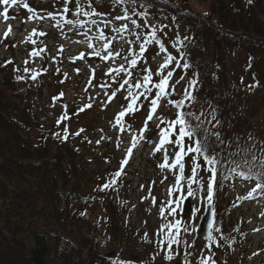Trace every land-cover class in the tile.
<instances>
[{
    "label": "trees",
    "instance_id": "16d2710c",
    "mask_svg": "<svg viewBox=\"0 0 264 264\" xmlns=\"http://www.w3.org/2000/svg\"><path fill=\"white\" fill-rule=\"evenodd\" d=\"M103 1L135 10L136 16L167 19V25L156 34L168 54L190 65L185 70L173 64L172 79L183 76L187 83L167 99H182L188 82L196 80L195 87L189 89L195 100H186L181 110L203 113L201 119L211 121L205 126L219 133L222 141L213 135L210 151L214 150L222 161L217 165L213 203L217 213L215 230L219 229L216 233L226 238L230 232L229 188L237 182L257 184L256 175L264 172V146L256 145H264V0ZM178 40L182 43H176ZM229 53L244 57L245 78L236 80L232 76L226 61ZM8 61L0 59V65H6L0 66V264H111L104 249L131 240L118 219L121 185L119 190L112 185L101 191L107 182L100 179L87 194L84 192L89 179L73 140L46 131L34 137L41 125L28 103L30 73ZM114 61L112 65L117 66L119 57ZM152 73L154 78L156 72ZM144 74L133 72L131 80L135 83ZM167 99L161 102L172 115L165 120H172L178 109L167 104ZM142 100L144 107L149 105L143 97L137 104ZM201 102L203 109L198 110ZM259 115L262 118L255 123ZM240 148L251 151L242 152ZM245 159L250 163L242 164L238 171L249 173L251 169V180L229 172L235 164L224 163H242ZM199 163L206 166L202 158ZM122 179L123 175L119 181ZM98 206L107 217L101 234L92 221L93 209Z\"/></svg>",
    "mask_w": 264,
    "mask_h": 264
},
{
    "label": "rangeland",
    "instance_id": "374dc122",
    "mask_svg": "<svg viewBox=\"0 0 264 264\" xmlns=\"http://www.w3.org/2000/svg\"><path fill=\"white\" fill-rule=\"evenodd\" d=\"M80 2L85 10H89L88 5L91 4L93 9L103 15L77 17L73 15L75 0H72V3L68 5L70 12L66 18L74 21L79 19L85 23V27H74L63 21L60 27H56V21L48 18V14L62 12L64 0H17L15 5L9 6L10 19L7 22L0 16V57L11 60L17 68L30 70L31 92L28 103L41 125V128L35 131L34 137H39L43 131H46L52 134L59 133V136H67L73 140L89 179L84 192L87 194L94 184L100 182V179H105L106 182L115 179L116 183L113 186H117V190L121 185L122 197L119 199L118 219L121 228L128 232L131 240L124 241L119 246L108 245L104 249V253L112 260L111 264H116V262L119 264H185L186 261L188 264H199V261L209 254L216 264H264V203L259 200L252 201L254 193L253 197L246 198L253 190L252 185L237 182L229 188L227 193L229 218L227 221L230 232L224 238L223 234H217L215 230L213 241L206 243L199 231L201 216L209 204L207 181L210 173L204 170L206 166L201 168L196 178L197 180L203 178L204 187L201 188L200 184L194 183L192 187L195 195L188 197L187 180L191 177L193 161L192 154L185 156V179L182 181L181 191L174 192L170 197L168 189L175 184V175L178 174V170H161L158 167V164L163 162V149L153 155L159 141L160 129L157 125L160 124V120L157 117L165 119L172 115L166 110V103H160L153 120L148 121L146 131H144V125L149 105L146 107L142 105L140 111L134 114H126L122 124L117 123L116 117L129 102L125 100L127 93L124 94L127 86L117 91L111 101H109V96L118 88L122 79L127 77H124L123 73L120 76L113 73L112 77H109L106 73L111 68L127 64L123 59L128 55V49L131 47L127 41H136V37L126 32L121 38L112 29L127 24L131 32L139 33L141 36L152 29L159 34L160 29L167 25V19L158 15L150 16V18H146L143 14L136 16L135 10L130 8L126 10L122 6L110 5L103 0H80ZM25 3L33 9L32 13L23 7ZM3 8L4 5L0 4V12H3ZM125 10L132 19L137 21L139 28L132 25L130 21L113 19L124 15ZM30 16L31 19H29ZM103 19L111 21L109 26L104 28L105 34L117 37L112 45L113 50L121 53L117 66L112 65L114 60L105 62L98 57L88 55L92 50L84 42L86 37L83 33L88 32L89 36H95L97 25L103 28V24L100 23ZM92 20H96L97 25L91 24ZM9 26L12 31L5 39L4 33ZM89 28L91 31H88ZM33 29L37 33L44 32L47 35L32 36ZM184 33L180 35L184 37ZM31 40H35L36 43H31ZM92 42L97 50H100V42L95 40ZM131 45V48L138 52L139 42ZM61 47L62 52L58 51ZM40 49L46 50L38 57L29 56L33 50L39 51ZM80 53H86L85 58L75 59L73 62V59L77 58ZM149 54H152L151 57H146ZM164 56L165 53L159 52V47L156 48L152 43L148 45V50L144 53L143 66L141 61L131 71L138 75L145 67L150 66L151 71L156 72L159 65L163 63ZM25 60L28 61L27 64ZM226 61L229 71L236 80L240 77L245 78V61L241 54L229 53ZM172 67L173 65L170 66L171 69ZM76 69H79L78 73ZM33 72L39 73L35 80L31 79ZM173 72L175 73V69ZM113 77L117 83H113ZM179 79L180 76H176L171 83L175 84ZM90 80L91 83H89ZM153 81L158 82L156 75ZM130 82L133 83L132 80ZM105 83L109 87L102 88L101 85ZM186 83L184 78L176 84L178 91L182 90ZM132 91L135 92L136 89L133 88ZM142 103L143 100L139 105ZM81 108L84 110L81 111ZM197 108L198 110L203 109L202 102L197 104ZM262 116L259 115L255 123ZM160 127L163 128L162 124ZM134 141L135 147H133ZM256 145L261 148L264 146L260 142ZM165 147L168 148L169 163H171L172 146L165 145ZM129 148L132 149L130 154L128 153ZM156 157L162 160L158 162ZM124 159H127V164L121 165ZM121 169V175L114 177L113 174ZM122 175L123 179L119 181ZM165 177L167 179H164ZM162 180L163 183H161ZM261 191L257 189L255 196L264 197ZM181 196L185 198L177 214L169 215L167 202L175 201ZM153 197L155 203H153ZM175 206L173 203V207ZM161 208L164 209L163 217L160 212ZM194 209H199V211L194 213ZM93 212L92 221L98 225L101 234L105 230L107 217L100 206L94 208ZM177 219L181 221V243L173 245V258L169 261L165 259L169 251L167 229L163 232L160 229L166 222H175ZM185 227L187 232L183 230ZM184 242L190 246H186Z\"/></svg>",
    "mask_w": 264,
    "mask_h": 264
},
{
    "label": "snow or ice",
    "instance_id": "6c2138e0",
    "mask_svg": "<svg viewBox=\"0 0 264 264\" xmlns=\"http://www.w3.org/2000/svg\"><path fill=\"white\" fill-rule=\"evenodd\" d=\"M115 3H123L124 0H114ZM251 2V0H249ZM17 3V0H0V4L4 5L3 12H0V16L3 17L4 21L7 22L10 17L8 15L9 12V6L15 5ZM72 3V0H64V7L62 9V12L53 14L49 13L48 18H51L52 20L56 21V27H60L61 21L68 25H72L74 27L78 26L79 28H84L85 23L77 19L76 21L67 19V14L70 12V8L68 5ZM23 7L28 10L29 13L33 12V9L29 7L27 3L23 4ZM89 10H85L84 6L81 4L80 0H75V12H73V15L79 17H94V16H101L103 14L97 12L95 9L91 7V4L88 5ZM207 15V14H205ZM59 16V19L57 17ZM14 18V17H13ZM32 17L30 16L29 19ZM114 20H124V21H130L132 25H134L136 28H139L140 25L137 23L136 20L132 19L130 15H128L127 11L125 10L124 15L122 16H116L113 18ZM101 24H103V28L99 27L97 25L96 20H92L91 24L97 25V34L95 36H89L88 32H84L83 35H85L86 40L84 42L87 43V47L91 49V53L88 55L98 57L102 61H109V60H115L117 57H120L121 53L119 51H115L112 49L113 43L116 41V36H108L105 34L104 28H107L111 21H108L106 19H103L100 21ZM11 27L9 26L8 29L4 33V38L7 39V37L11 34ZM88 31H91L89 28ZM113 32H115L117 35H119L121 38H123V34L128 32L130 35H134L136 37V41H127L130 45L135 42H139V50L138 52L134 50L133 48L128 49V55H126L123 59L127 62L128 67L125 68L124 65H121L116 68H111L106 75L109 77H112V74L115 73L116 76H120L121 73L124 74L122 82L118 84V88L114 90L111 95L109 96V101L113 99L116 96V92L125 89V86H127V96H125V100H128V104L126 108L121 110L116 117L117 123H121L123 121V118L126 116V114L132 113L134 114L137 111H140L142 104L138 105L137 101L140 100L141 97L144 98V100L149 102V110L146 116L145 125H144V131L147 130L148 127V121H152L153 117L155 116L157 109L160 107V103L162 100L167 99L169 96H172L176 92V84H179L181 80L184 79L183 76L180 77L179 80L176 81L175 84L171 83L172 77L174 75L173 70L170 68L171 65L175 64L176 68H183L188 69L190 65L185 62L183 64L180 63V60H177V58L171 54H168L167 48L165 47L164 43L161 41V39L157 36L156 30L152 29L149 33L141 36L139 33L131 32L128 28L127 24H123L122 26L118 28H113ZM32 36H45L47 35L44 32H39L35 29H33V32L31 34ZM31 39V37L29 38ZM93 40L100 42V50H97L95 44L92 42ZM79 42V41H78ZM155 42L156 45L159 47V52L165 53L164 61L162 64L159 65L155 75L159 77L158 82L153 81V73L150 68L145 67L143 69L144 75L139 78L135 84L131 83V77H132V71L131 69H135L137 65L144 61V53L148 50V45ZM31 43L35 44V40H31ZM176 43H182L181 41H177ZM176 43H173V47H176ZM46 49H40L39 51L33 50L29 53L30 57H38L40 56L41 52L45 51ZM58 51L62 52L63 48L61 47L58 49ZM179 51V49H177ZM103 53V54H102ZM159 54V53H158ZM85 53H80L77 58L73 59V62H75V59H83L85 57ZM181 59H183V55H181ZM7 63H12L11 60H9ZM28 61L25 60V64H27ZM0 66H6V65H0ZM165 69H168V71L165 73ZM24 71L28 73L30 70L28 68H25ZM46 71V69H45ZM59 71V70H57ZM77 73L79 72V69H76ZM39 73L33 72L31 75V79L35 80ZM93 78H94V71H93ZM17 79H23V77H17ZM63 82V81H61ZM91 83V80L89 81ZM113 83H117L115 80V77H113ZM189 87L184 89L183 92V98L175 101L171 99H167V104L172 105L174 108L178 109V111L175 114V118L172 120H165L162 117H157L160 120V124L165 125V127L161 128L160 124L157 125V127L160 129L158 136L159 141L154 149L153 155L155 153L160 152L163 149V162L158 164V167L161 170L168 169V170H178V174L175 175V184L168 189V195L171 197L174 192H180L181 191V185L182 181H184L185 176V163L184 159L185 156L192 155V168H191V177L188 178L187 184V196L193 197L195 195L192 185L194 183L200 184L201 188L204 187L201 177L200 180H197V176L199 175V172L201 168L203 167L199 163V159L202 158L204 165L207 167H204V170L208 173H210L208 181H207V200L209 205L212 204L213 196H214V184L216 182V176H217V165L221 164L222 161L218 159L217 154L213 151H210L212 149V145L210 143V138L214 135L216 137V140L220 143V134L219 133H213L211 132L206 126V123H211V121H205L202 120L201 117L204 115L201 113L200 115H197L193 111H182L181 109L185 108V101H194L195 97L192 95L191 91L189 89H192L195 87L197 81L192 80L189 81ZM102 88H107L109 85L107 83L101 85ZM252 87V86H250ZM135 88L137 91L133 92L132 89ZM143 89V91H140ZM153 89H155V93L153 95ZM63 95L62 93L60 94ZM106 95H108L106 93ZM151 96V98H150ZM87 107H91V105H87ZM190 108V105H188ZM84 109L81 108V111ZM216 116L215 113L212 114V120H215ZM218 123V121H217ZM83 131V130H81ZM79 135V133H76ZM56 135H59L57 133ZM68 137L65 136L64 139H67ZM99 143V141H97ZM165 145H171L173 150V156H172V162L169 163V155H168V148L165 147ZM133 147H135V141L133 143ZM132 151L131 148L128 149V153L130 154ZM239 151L242 152H250L251 149H245L240 148ZM233 154L230 153L229 156L231 157ZM224 163H233L235 164V167L229 168L228 171L235 173L236 175H239L245 179H253V175L250 174L251 169H249V173H245L243 170H239L242 168L243 165H248L250 161L247 159L243 160V162H237L234 160L225 161ZM127 164V159H124L121 161V165ZM261 167L264 168V161L261 162ZM122 173V169L120 171H117L114 173V177H119ZM257 179L256 187L248 194V197L251 198L253 193L256 192L257 189L264 190V172H261L256 175L255 177ZM164 179H167L165 177ZM116 183L115 179H112L111 181L105 183L100 190L103 191L105 189L110 188L112 185ZM154 183V182H153ZM163 183V180L161 181ZM185 197L181 196L180 198L176 199L175 201L169 200L167 202L168 205V214L171 216H175L177 214V210L180 207L181 203L183 202V199ZM153 203H155V198L153 197ZM173 203H175V207H173ZM196 211H199V209H194V213ZM161 216L164 215V209H160ZM213 228L212 223H209V235L208 240L213 241V236L211 234V229ZM165 229H167V248H168V254H166L165 259L171 260L173 258L172 255V247L173 245H179L181 243L180 235H181V221L179 219L175 220V222H166L160 229L161 232H163ZM185 232H187V228L185 227L183 229ZM216 231H219L217 228ZM186 246L187 242H184ZM186 255H188L186 253ZM216 264L214 260H212L211 254L204 257L199 261V264ZM116 264H119V262H116ZM185 264H188L186 261Z\"/></svg>",
    "mask_w": 264,
    "mask_h": 264
},
{
    "label": "water",
    "instance_id": "95a60500",
    "mask_svg": "<svg viewBox=\"0 0 264 264\" xmlns=\"http://www.w3.org/2000/svg\"><path fill=\"white\" fill-rule=\"evenodd\" d=\"M216 212L214 209L213 203L211 205H207L205 208L204 214L201 216L200 222H199V231L201 234V237L203 241L210 242L208 240L209 235V223H212L213 228L211 229V234L213 236L214 229L216 227Z\"/></svg>",
    "mask_w": 264,
    "mask_h": 264
}]
</instances>
